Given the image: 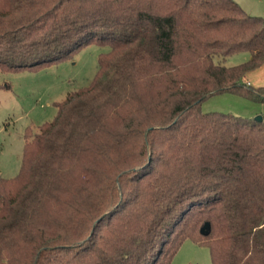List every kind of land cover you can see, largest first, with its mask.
<instances>
[{
	"label": "trees",
	"instance_id": "trees-1",
	"mask_svg": "<svg viewBox=\"0 0 264 264\" xmlns=\"http://www.w3.org/2000/svg\"><path fill=\"white\" fill-rule=\"evenodd\" d=\"M91 43L109 50L90 84L0 179V264H171L188 239L212 264H264V122L201 108L264 103L246 81L264 18L234 0H0V73Z\"/></svg>",
	"mask_w": 264,
	"mask_h": 264
},
{
	"label": "rangeland",
	"instance_id": "rangeland-1",
	"mask_svg": "<svg viewBox=\"0 0 264 264\" xmlns=\"http://www.w3.org/2000/svg\"><path fill=\"white\" fill-rule=\"evenodd\" d=\"M252 16L264 18V0H234ZM109 50L91 43L71 57L36 71L0 73V179L15 177L20 170L28 127L52 121L57 104L68 94L86 87L93 79L101 53ZM250 59L248 52L228 57L227 66ZM254 87L264 86V65L249 75ZM204 112L264 118V103L233 94H216L201 104ZM171 264H212L208 247L186 240Z\"/></svg>",
	"mask_w": 264,
	"mask_h": 264
},
{
	"label": "water",
	"instance_id": "water-1",
	"mask_svg": "<svg viewBox=\"0 0 264 264\" xmlns=\"http://www.w3.org/2000/svg\"><path fill=\"white\" fill-rule=\"evenodd\" d=\"M255 120L258 121V122H264V118L261 117V116L256 117ZM209 226H210L209 224H205L204 227H203V229H202V232L203 233H207L209 231Z\"/></svg>",
	"mask_w": 264,
	"mask_h": 264
},
{
	"label": "crops",
	"instance_id": "crops-1",
	"mask_svg": "<svg viewBox=\"0 0 264 264\" xmlns=\"http://www.w3.org/2000/svg\"><path fill=\"white\" fill-rule=\"evenodd\" d=\"M246 81H247L248 84L253 85L252 82H251V79L249 78V76L247 77Z\"/></svg>",
	"mask_w": 264,
	"mask_h": 264
}]
</instances>
